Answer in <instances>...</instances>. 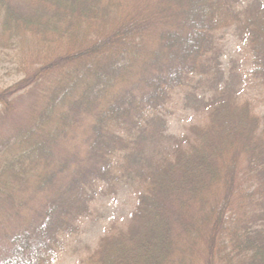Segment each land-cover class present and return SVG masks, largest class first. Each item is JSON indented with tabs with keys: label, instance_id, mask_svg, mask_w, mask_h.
Returning <instances> with one entry per match:
<instances>
[{
	"label": "trees",
	"instance_id": "16d2710c",
	"mask_svg": "<svg viewBox=\"0 0 264 264\" xmlns=\"http://www.w3.org/2000/svg\"><path fill=\"white\" fill-rule=\"evenodd\" d=\"M228 31L264 99V0H0V264H55L125 186V225L82 264H264L251 105L202 94L206 122L156 148L184 87L227 83Z\"/></svg>",
	"mask_w": 264,
	"mask_h": 264
},
{
	"label": "rangeland",
	"instance_id": "374dc122",
	"mask_svg": "<svg viewBox=\"0 0 264 264\" xmlns=\"http://www.w3.org/2000/svg\"><path fill=\"white\" fill-rule=\"evenodd\" d=\"M221 71L222 77L227 83L213 82V76H209L206 81H202L194 96L185 97L187 87H184L183 97H176L177 103L170 107L171 113L164 118V127L160 128L163 137L157 139L156 148L159 152H163L174 143V139H180L182 133L190 135V126L203 124L207 120L205 105L199 101V97L204 94L206 99L211 98L223 92L233 93V96L240 102L247 101L253 108V112L261 118L264 125V99L261 89L254 85V81L250 78L245 69L249 65L248 52L246 46L237 39L232 31H228L224 35L221 44ZM0 65V74L4 73L3 67ZM233 77H237L233 82ZM227 87V88H226ZM238 101V102H239ZM174 138L173 140H171ZM150 145L146 146V155L152 154ZM120 187L113 196L99 198L95 200L92 215L83 219L80 225V233L75 234L69 239L66 250L59 256L55 264H82L86 256L91 253L97 244L100 236L117 227H123L128 219L129 210L133 205V196L131 188Z\"/></svg>",
	"mask_w": 264,
	"mask_h": 264
}]
</instances>
